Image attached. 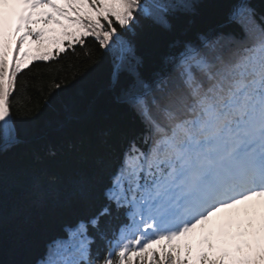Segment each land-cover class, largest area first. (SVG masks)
<instances>
[{"label": "snow or ice", "instance_id": "obj_1", "mask_svg": "<svg viewBox=\"0 0 264 264\" xmlns=\"http://www.w3.org/2000/svg\"><path fill=\"white\" fill-rule=\"evenodd\" d=\"M195 8L194 0H0L5 148L17 142L10 97L18 74L29 60L52 58L45 45L59 54L65 42L79 44L90 58L89 37L111 58L117 102L143 125L108 176L104 205L39 264H264V16L257 22L255 9L236 5L232 31L175 41L165 71H148L133 39L138 17L170 31ZM30 39L41 45L35 55L25 50ZM141 39L150 44L148 34ZM74 191L87 197L88 179ZM3 193L0 167V212ZM121 211L127 223L109 240L104 218ZM90 228L108 243L102 259L91 258Z\"/></svg>", "mask_w": 264, "mask_h": 264}, {"label": "trees", "instance_id": "obj_2", "mask_svg": "<svg viewBox=\"0 0 264 264\" xmlns=\"http://www.w3.org/2000/svg\"><path fill=\"white\" fill-rule=\"evenodd\" d=\"M194 3V14L173 21L170 31L138 17L133 39L147 57L148 71L167 70L163 59L173 51L170 46L175 41L232 31L229 14L240 3L255 9L257 22L264 16V0ZM145 34L151 38L147 47L141 39ZM85 46L91 51L90 58L76 44L49 61L32 62L18 74L17 89L10 97L17 142L5 148L0 140L4 173L0 264H39L50 245L67 239L69 228L95 215L105 203L108 176L127 139L143 130L138 116L117 102L118 92L110 83L111 58L91 37ZM53 83H61V88L52 89ZM84 177L90 191L87 197H80L74 190ZM125 223L123 211L104 218L108 239ZM89 235L94 241L91 258L102 259L108 243L94 229H89ZM51 259H56L55 250ZM134 260L139 264V258Z\"/></svg>", "mask_w": 264, "mask_h": 264}, {"label": "rangeland", "instance_id": "obj_3", "mask_svg": "<svg viewBox=\"0 0 264 264\" xmlns=\"http://www.w3.org/2000/svg\"><path fill=\"white\" fill-rule=\"evenodd\" d=\"M74 45H76V44H74ZM45 48H51V51H52V53H53V56H52V58L54 57V55L57 53V49L54 47V46H50V45H45L44 46ZM64 47L67 49V48H69L68 46H67V42H65V45H64ZM38 49H41V45H38V44H36V43H34L31 39L29 40V42H28V44L26 45V51H29L31 54H33V55H35V54H37V51H38ZM60 53H62V52H60ZM51 58V59H52ZM32 62H34L33 60H29L28 61V65L30 66V64L32 63ZM28 66V67H29ZM156 247H160L159 245H156Z\"/></svg>", "mask_w": 264, "mask_h": 264}]
</instances>
